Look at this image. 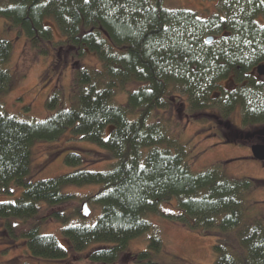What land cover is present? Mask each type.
<instances>
[{"label":"trees","instance_id":"1","mask_svg":"<svg viewBox=\"0 0 264 264\" xmlns=\"http://www.w3.org/2000/svg\"><path fill=\"white\" fill-rule=\"evenodd\" d=\"M217 1L205 19L194 10L167 8L166 0H0V17L24 33L39 55H49L57 43L75 61L68 99L58 90L49 95L45 119L10 115L0 100V194L21 188L16 199L0 200V218L7 220L2 230L11 240L23 238L35 257L67 258L57 237L41 232L38 215L42 204L70 201V187L90 186L96 190L85 202L101 209L95 223L68 225L60 211L51 217L93 263L117 264L130 241L151 230L148 215L174 199L178 212L172 217L216 239L213 264H264V218L249 214L247 206L264 179L229 177L219 163L193 170L191 150L154 116L186 97L193 116L223 125L226 142L248 144L252 130L254 140L264 141V79L257 73L264 63V0ZM49 21L59 29V41ZM12 51V41L0 36V94L11 86ZM89 52L99 68L81 63ZM130 84L137 86L128 89ZM119 94L127 95L125 103L117 101ZM236 109L241 127L230 121ZM68 130L70 138L96 145L103 151L96 155L108 158L89 159L69 146L64 160L74 170L32 181L35 142L56 140ZM91 163L107 165L89 168ZM10 220L31 225L20 230ZM163 247L153 235L133 257L160 264L154 259Z\"/></svg>","mask_w":264,"mask_h":264},{"label":"rangeland","instance_id":"2","mask_svg":"<svg viewBox=\"0 0 264 264\" xmlns=\"http://www.w3.org/2000/svg\"><path fill=\"white\" fill-rule=\"evenodd\" d=\"M165 6L170 9L185 8L198 12L207 19L217 10V0H166ZM54 33V41L61 38L59 29L53 22H48ZM0 36L11 40L13 51L7 63V67L12 73V82L9 90L0 94L4 110L10 115H16L20 119L43 120L49 111L45 102L49 95L55 91H62L68 99L70 88L73 82L74 59L69 54L55 47L57 43L50 44V52L47 56H41L32 47L25 34L10 25L5 18L0 17ZM62 51V52H61ZM81 63L87 67L101 66L98 57L89 52ZM228 86V83H225ZM137 85L130 84L128 89ZM184 98V99H183ZM177 99L175 108L155 113V119L165 123L169 131L180 142L186 144L191 150L189 163L195 171L204 170L214 164H221L225 173L229 177L242 178L250 177L254 179H264V162L252 157L251 146L261 140L255 135L256 130H252V138L248 144L226 142L223 132V125L209 116L197 118L191 114L185 102L186 97ZM66 99V100H67ZM118 102L125 103L126 94H119L116 98ZM68 105L69 103L66 102ZM209 113H214V108L208 109ZM230 121L238 127L242 126V114L240 109H236L230 115ZM260 129V128H259ZM110 132V128L107 129ZM53 141H37L32 149L31 172L29 178L32 181L49 179L74 170L65 163V149L69 146L84 150L89 159L104 157L108 155H96L95 151H102L96 145L82 139L70 138V131ZM103 152V151H102ZM88 166L89 168H105L106 163ZM96 188L70 187L69 192L74 197L61 207H48L42 204L39 218L43 219L41 232L52 234L59 242L67 248L68 256L65 259H45L32 256L27 248L26 241L18 237L11 240L2 230L7 220L0 218V263L1 264H96L88 260L87 250L76 251L71 241L62 234L64 224L51 217L56 211H60L68 219L70 224H93L101 214L99 207L89 204L92 210L90 217H81L82 204L86 201V196L94 193ZM21 194V188H16L14 195L7 196L0 194V200H14ZM247 206L249 214L255 217L264 218V187L253 189L248 197ZM178 212L177 201H170L160 204L158 210L151 212L148 219L152 222L149 232L133 239L129 243L127 251L121 256L117 264H140L133 255L148 248L153 235L160 236L164 247L154 261L160 264H213L216 254L213 246L216 243L214 237L203 235L200 231H195L186 226L179 218L171 215ZM176 214V213H175ZM84 215V214H83ZM19 229L31 225L30 222H19L10 220ZM3 231V232H1Z\"/></svg>","mask_w":264,"mask_h":264},{"label":"water","instance_id":"3","mask_svg":"<svg viewBox=\"0 0 264 264\" xmlns=\"http://www.w3.org/2000/svg\"><path fill=\"white\" fill-rule=\"evenodd\" d=\"M208 42L213 40V37H208L206 39ZM257 73L259 76L264 77V63L257 66ZM252 156L254 159L264 162V143H257L251 146ZM82 213L85 217H90L92 210L89 207L88 202L82 204Z\"/></svg>","mask_w":264,"mask_h":264},{"label":"flooded vegetation","instance_id":"4","mask_svg":"<svg viewBox=\"0 0 264 264\" xmlns=\"http://www.w3.org/2000/svg\"><path fill=\"white\" fill-rule=\"evenodd\" d=\"M261 77V76H260ZM263 79H264V77H262ZM259 143H261V142H259ZM262 143H264V141L262 142Z\"/></svg>","mask_w":264,"mask_h":264}]
</instances>
